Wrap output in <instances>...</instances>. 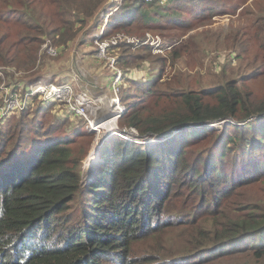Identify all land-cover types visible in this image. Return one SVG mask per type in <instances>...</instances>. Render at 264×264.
Masks as SVG:
<instances>
[{
    "label": "trees",
    "instance_id": "16d2710c",
    "mask_svg": "<svg viewBox=\"0 0 264 264\" xmlns=\"http://www.w3.org/2000/svg\"><path fill=\"white\" fill-rule=\"evenodd\" d=\"M105 1L1 0L0 18L21 22L24 33L18 42L0 33L3 66L29 70L36 57L29 50L41 43L67 49ZM234 1L120 0L110 11L107 39L160 27L173 30L162 36L172 48L178 33L202 27L176 50L202 56L212 47L225 49L208 57L218 74L212 85L176 89L160 75H130L161 62L152 45L143 54L125 41L112 47L128 80L121 126L137 129L142 139L165 140L148 146L112 134L98 153L102 170L85 187L77 147L94 133L74 128L72 115H50L57 101L29 103L0 128V264H264V189L248 188L264 180V97L245 84L257 69L231 68L252 46L264 50V7L254 12L243 5L238 13ZM226 13L236 19L229 28H209ZM8 46L13 50L5 56ZM8 84L15 91L19 84L29 90L44 83L24 78ZM223 121L232 122L221 133L208 127ZM174 133L181 138H169Z\"/></svg>",
    "mask_w": 264,
    "mask_h": 264
},
{
    "label": "rangeland",
    "instance_id": "374dc122",
    "mask_svg": "<svg viewBox=\"0 0 264 264\" xmlns=\"http://www.w3.org/2000/svg\"><path fill=\"white\" fill-rule=\"evenodd\" d=\"M153 2H155V0ZM13 3L14 5L12 3L11 4L14 6V8L18 9L19 4L15 1H13ZM119 3H120V0H116L113 6L107 11L108 13H106L105 16L103 17L102 22L100 21L98 23L96 29L92 33V36L88 40V42L83 44V48H82L83 51L79 52L80 55H83V58L81 60L83 62V63L81 62L83 66L87 65L89 66V68L91 67L92 69H96V70L102 69V71H105V70L108 71L109 76L105 78L104 85L107 87L109 94H111L110 85L114 78V71H113L114 68L113 67H116V64L112 66L111 61L108 58L98 56L99 50H98L97 45L95 44V41L97 40L98 35L102 31L101 24H103V26L106 25L105 21H106V18H108L111 15L110 11L115 10L116 9L115 7ZM232 4H233V7H232L233 9L235 8L236 4H237V8H239L238 6H240V8L237 10L238 13L244 8V6H245L244 9L249 8L253 10L254 12H256L258 8L260 9L261 7H264V0H237V1L232 2ZM223 7H224V4H223ZM231 19L233 22H235L236 20L235 17H233V15L230 13H226L222 16L219 15L218 17L214 18L215 22L209 28H213L215 30L219 28L221 29L229 28L231 24ZM2 20L6 23L8 27L2 25ZM90 21L88 22V24L90 23ZM168 26H169V23L167 24V27ZM204 29L205 28H202V27L196 28V29L193 28L191 31H188L187 33H178L179 42L177 45L175 44L176 46H173L172 48L164 41L162 36L167 35L173 30L168 31L160 27L152 29L151 31H146L147 30L146 29L144 31L145 33L143 32L144 34L142 33L143 35L141 34L142 36L140 37L136 35H127L124 32L117 33L114 36L120 34L123 37V41L129 44L130 49H131L130 51H132L133 53L143 54L142 49L144 48V46L147 44L152 45L153 46V50L151 48L152 55L159 57L156 59H161L160 63H153L152 61H150L148 63H145L144 66L141 68H134L132 74L130 75L134 77L135 79L139 78L140 80H142L144 77H147L150 75H156V76L160 75L161 81L172 82L173 84H175L174 86L173 85L172 86L176 89H182L185 86H190V88L192 89H199L200 85H212L213 84L214 76H217L218 74L216 72L217 70L215 66L213 67L209 64L210 61L208 60V57L216 59L215 57L216 54H220V55L224 54L225 45H219L217 47L209 48L208 50L209 53L205 52L204 55L202 56H196V55L192 56L186 50V48L184 49V52L182 50H176V48L180 45V43L186 41L191 36L197 35L198 33L202 32V30ZM83 30L80 31V33L74 39L73 43L70 44L67 49L61 50L60 52L55 48L54 45L49 44L48 42L41 43L38 50L31 48V50H29L30 54L34 53L36 57H35L34 64L30 67L29 70H26L22 67H17V66H3L4 63H2V61L0 60V120L5 121L3 126H1V123H0L1 129H6L11 123L15 122V120L21 116L20 113L22 111H17V109H14V110L11 109L13 106L10 109H8L10 105V102H9L10 96H13L14 99L17 98L18 101L25 102L26 106L24 110L28 109L30 104L36 105L39 100L43 99V97L37 95L35 97V101L31 102L30 101L31 97L28 96L30 91L34 94V92L36 91L35 88L38 85L32 86L30 90H27L26 87L24 88V84H19L17 88L18 90L14 91L13 88L8 86L9 80L15 83V82H19L23 80L24 78H38L40 79L41 83L71 82L74 87V92L77 95V88L71 80L59 81L56 78V76H54L52 79H46L45 74L46 73L47 74L49 73L58 74L61 71H64V72L68 71L72 53L76 48V42H77L76 40L78 39L79 35L83 32ZM0 33H6L8 34L9 40H14L18 42L20 39L24 37L23 25L21 22H18L17 24V22L11 18L10 19L0 18ZM103 37L105 38V34ZM207 40L210 43V40L209 39ZM156 44L159 45V47L157 49H154ZM9 48L10 46L7 47L5 56L7 55V53L12 52L13 47L11 49ZM217 48L221 49L218 53L215 52ZM175 51H177V53L179 54H182V56L179 59H176V56L174 57L173 53ZM119 53H120V50H118V54ZM248 53H250L249 56H247L244 60L243 58H241L240 60H237V64H235V66L231 68H234L236 71H239L240 66L244 67L245 69H251V68L257 69L258 74L251 79L250 78L247 79L245 84H246L247 89L252 92L253 96L262 98L264 97V50H259L256 46H252ZM254 53H258L256 57H254ZM109 54L110 55L108 56H110L111 58L112 57L117 58V66L122 70L121 73L123 77L121 81L119 96H120L122 105H124V102L122 101L121 91H123V88L126 86V84L128 85L127 83L128 80L126 82V80L124 79L126 69L123 67L122 62L118 61L117 54L116 55L111 54V53ZM241 71L242 73L244 72L249 73L251 70H241ZM90 72L92 73V71ZM228 75H230L229 72H228ZM233 75L235 76L236 74H233ZM233 75L232 77H234ZM27 91H29V93ZM56 101H57V105H56L55 110L57 112L56 113L53 111L50 113L48 112L50 115L55 114L56 118L64 113H66L67 115H72L76 119L75 122H71L74 128L79 127L82 132L94 133L93 138H89V137L80 138V143L77 147V150H78L77 154H80V157L83 158L82 164H83L84 179L82 183L84 187L88 185L89 182H91L94 179L95 175L99 173L103 168V161L98 156L99 155L98 153L100 150L101 140L105 134L110 133L112 131L117 132L119 129H124L128 131L125 134L126 137L134 136L135 138H133L132 141H135L138 143H145L148 146H151L153 144H158V142L160 143L161 141L165 140L163 138H162L163 140H161L159 139V137H153L152 139L151 138L142 139L139 137V132L137 129L132 128V127H127V126H121L120 118L118 119L114 118L110 120L111 119L110 117L108 119H105L103 123L102 122L98 123L101 126L94 127L95 125L93 121H94L95 104L93 102L91 106L84 107L83 112L80 111V113H78L76 106H71L59 100H56ZM13 105L16 106V103L14 102ZM73 107L76 109H73ZM114 108H115V104H114L113 109ZM76 116H78L79 118ZM51 118L53 117L48 116L45 123L47 124L49 121H51L52 120ZM227 122H232V121H227ZM227 122L223 121V122L210 123L208 127L215 129L218 133H221L223 125L226 124ZM92 123H93V126H92ZM84 124H86V126ZM71 135H73L72 132H71ZM171 137L172 138L176 137L177 139H179L181 138V135H179V133L177 134L174 133L173 136H169V138ZM198 144H195V146L193 147L195 152L200 150V149H196V147L199 146ZM94 145L95 146L97 145V146L95 147ZM86 151L87 153L85 154ZM96 152L97 154L95 155V157H93V155ZM89 154H90V157L88 158ZM195 156H196V153L192 155L190 153L189 159L192 162H194L192 159ZM96 158H97V162L95 164ZM224 162L225 163L229 162V160L225 158ZM248 188L249 189H264V180H260L257 184L251 187H248Z\"/></svg>",
    "mask_w": 264,
    "mask_h": 264
},
{
    "label": "water",
    "instance_id": "95a60500",
    "mask_svg": "<svg viewBox=\"0 0 264 264\" xmlns=\"http://www.w3.org/2000/svg\"><path fill=\"white\" fill-rule=\"evenodd\" d=\"M116 0H107L95 13L92 20L88 26L83 30L76 40V48L72 53L70 59V65L68 71H61L60 73H49L45 74L46 79H52L54 76L59 81L71 80L76 88L78 97L85 101L91 100L95 104L94 110V121L98 123H103L105 119L112 117L115 113L114 99L111 94H109L107 87L104 85L105 78H107L108 71H102V69H92L87 65H82L83 55L79 52L83 51V44H85L92 36V33L96 29L98 23L103 19L107 11L113 6ZM82 62V63H81ZM92 71V73L90 72ZM115 134L114 131L107 133L103 136L100 144V148L105 140ZM98 145V144H97ZM96 145V146H97ZM95 146V145H94ZM95 146V147H96ZM93 151V150H91ZM90 157V154L88 158Z\"/></svg>",
    "mask_w": 264,
    "mask_h": 264
},
{
    "label": "built area",
    "instance_id": "2783aa9c",
    "mask_svg": "<svg viewBox=\"0 0 264 264\" xmlns=\"http://www.w3.org/2000/svg\"><path fill=\"white\" fill-rule=\"evenodd\" d=\"M145 1L151 3L154 0H145ZM158 1L161 4H165L171 0H158ZM108 19H109V17L106 18V21H105L106 25L105 26L102 25V31L98 35L97 40L95 41V44L97 45L98 50H99V54H98L99 57L108 58L111 61L112 66L116 64V67H113L114 68V70H113L114 71V78H113V81L110 85L111 87L110 86L109 87H110V93L113 96L114 104H115V108H114L115 113L111 118L112 119H114V118L118 119V118H121V116L126 112V107L124 105H122L121 99L119 96L120 86H121V81H122L123 75L121 73L122 70L117 66V58L116 57L111 58L108 55H110L109 53L113 54L111 51V48L117 46L121 41H123V37L120 34L113 36L110 39L103 37L104 32H105V28L108 24ZM158 47H159V45L156 44L154 49H157ZM35 90L36 91L34 92V94L31 91H30V93H29V91H27L29 93L28 96L32 98V97H36L37 95H39V96L43 97L44 100H53L54 99L53 101H56V100L63 101V102H65L71 106H76L78 113H80V111L83 112L84 107L92 105L91 100L83 101L78 97V95L75 94L74 87H73L71 82L44 83L42 85H38L35 88ZM9 102H10V105H9L8 109H10L12 106L13 107L11 109H13V110L17 109V111H22L25 109L26 103L23 101H18L17 98L14 99L13 96L9 97ZM14 102L16 103V106L13 105ZM73 109H76V108L73 107ZM93 123L95 125L94 127L101 126V125L95 123L94 121H93ZM93 123H92V126H93ZM126 132H128V131L119 129L117 132H114V133L119 135V136H122V137L124 136V138L128 139V140H132L133 138H135L134 136L126 137L125 136Z\"/></svg>",
    "mask_w": 264,
    "mask_h": 264
},
{
    "label": "bare ground",
    "instance_id": "6f19581e",
    "mask_svg": "<svg viewBox=\"0 0 264 264\" xmlns=\"http://www.w3.org/2000/svg\"><path fill=\"white\" fill-rule=\"evenodd\" d=\"M110 120H112V118ZM97 152H98V150H97ZM97 152L93 155V157H95V155L97 154Z\"/></svg>",
    "mask_w": 264,
    "mask_h": 264
},
{
    "label": "crops",
    "instance_id": "0c3cea01",
    "mask_svg": "<svg viewBox=\"0 0 264 264\" xmlns=\"http://www.w3.org/2000/svg\"><path fill=\"white\" fill-rule=\"evenodd\" d=\"M87 42H88V41H87ZM87 42H86V43H87ZM50 81H52V80H50ZM108 81H109V80H108ZM108 81H107V82H108Z\"/></svg>",
    "mask_w": 264,
    "mask_h": 264
}]
</instances>
